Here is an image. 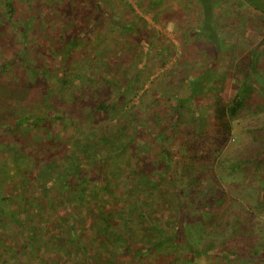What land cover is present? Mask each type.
Masks as SVG:
<instances>
[{"label": "trees", "instance_id": "trees-1", "mask_svg": "<svg viewBox=\"0 0 264 264\" xmlns=\"http://www.w3.org/2000/svg\"><path fill=\"white\" fill-rule=\"evenodd\" d=\"M39 1L0 0V264H264V247L241 246L249 221L237 220L264 212V118L260 133L244 131L248 153L220 158L249 110L264 114V0H176L179 10L137 0L179 20L192 2L198 23L186 39L212 55L202 72L179 77L187 96L177 89L166 107L164 88L150 98L160 114L148 123L138 115L149 93L143 59L152 51L169 59L177 46L142 34L129 0ZM239 20L260 33L246 72L205 111L192 108L218 88L209 84L235 49ZM113 26L141 36L143 64L133 74L121 68ZM129 91L139 101L128 109ZM256 93L263 97L254 101ZM124 111L133 114L130 130ZM220 166L246 179L247 194H229Z\"/></svg>", "mask_w": 264, "mask_h": 264}, {"label": "rangeland", "instance_id": "rangeland-1", "mask_svg": "<svg viewBox=\"0 0 264 264\" xmlns=\"http://www.w3.org/2000/svg\"><path fill=\"white\" fill-rule=\"evenodd\" d=\"M129 1L133 5V10L135 13L139 14L143 18V20L137 22V27H140L142 34H145L147 38L153 40L155 46L163 47L170 43V41L177 46L169 59H167L165 56H159L156 51H152L149 54L147 61L143 59L147 65L144 66L145 68L141 75L146 79L144 89L148 88L149 93L148 95H144L145 103L141 105L138 115L140 116L142 123H148V121L152 120L156 114H160L158 113V110L153 108V103L150 102V98L156 95L157 92H160L162 90L161 88H164L168 93H163L160 101H162L166 107V105L170 104L171 102V100H169V94H176L177 89L179 90L180 94L187 96L189 94L187 91L190 90L189 84L182 82L179 77L184 75L183 73L187 72L199 74L212 64V55L210 52H203L201 48H199L201 44H199L197 41L195 42L193 37H189L190 40L188 41L186 39L189 35L190 29L194 28L195 24L198 23V15H196L194 12V6L192 2L187 5L188 8L185 9L186 11L180 14L181 16H184L182 17L183 20H179L175 19V14L174 17H170L169 12L159 14L157 17H155V14L157 15V11H152L148 7H146V10L142 9L137 0ZM225 1L229 2V0ZM38 2L40 1L38 0ZM227 4L230 5V3ZM122 6L123 5L117 6L118 10L123 9ZM163 6L166 8H173L171 10H179L180 8V5H178L176 0H166ZM128 13L123 14L125 19L130 17L137 19L135 16H133V14L130 15L129 13L128 15ZM239 24L241 31L237 41H235L237 43L235 44V49L230 51L231 53L227 55L228 57L226 55L223 57V60L219 65V79L215 80L217 78L215 77V79L209 84L212 90L217 87L218 88L213 92H211V90L208 91L204 97L199 96L198 99L192 100V102H190V106H192V108H196V105H198L199 107L202 106V111H205L207 107V101L213 93L219 92L227 96L231 90H234V88L237 87V82H239V80L243 77L242 75L246 72L249 55L254 46L259 41L260 33H257L254 29L255 27H252L250 23H245V20H239L238 25ZM111 28L113 31V36L119 37V39L116 38V41L113 43L114 51L120 55L122 52L125 54L126 60L123 61L124 63L121 65V68L128 75L133 74L134 70L143 64L141 59H139L143 52L141 36H138L136 31H129V33L124 32L123 35H120L119 29L117 27L113 26ZM193 48L195 49L193 50ZM187 66H189V70L187 69ZM261 68L264 69V62L263 67ZM39 94V88L35 87L32 89L28 99L35 102L38 100ZM261 97H263L261 93H256L253 100H258ZM128 99L129 109L132 104L138 103L139 96L133 94V91H129ZM187 104L189 105V102H187ZM17 107L18 104L16 105V114L19 115L21 113V108ZM159 109H161V107ZM249 111L250 112L247 113L248 115L241 119V123L237 124V128L235 127L233 136L227 140L226 146L223 148L220 158L227 157L228 159H231L233 156L239 155L241 153L246 154L249 152L248 149L251 148L253 143L249 138H244V131L247 127H250L251 129L253 128L252 130H254L255 133H260L261 130L259 128L256 129V125L261 124V120L264 118V114L259 118L251 110ZM195 112H198V110L195 111V109H192L190 116L192 117ZM123 114L124 117H122V123L127 125L130 130L133 114L126 111H124ZM119 119L120 117L118 116L117 120ZM136 156L141 157V152L139 154L137 153ZM175 158L178 160V155L175 154ZM137 160L138 159L135 158L131 163H134ZM224 164L226 163L224 162ZM218 171L221 173L224 185L228 188L229 194L231 196H236V198H239L242 197L240 195L247 194L246 189L250 188L246 185V179L244 177L231 175L228 167L224 168L223 166H220ZM173 195L171 196L174 197ZM142 199L143 201L148 202L152 201L153 197L145 194ZM239 200H242V198ZM237 201L235 202V207L239 205ZM246 206H248L250 210L253 211V207H250L249 205ZM237 220L238 222H241V220L249 221L245 224V227H241V229H239L240 227L238 228L240 232L239 235L242 237V239H240L242 240L241 246L246 248V244H254L257 245L258 248L264 247V212L258 214L253 212L252 214H244L241 219ZM210 226L211 224L209 227ZM246 226L248 227L246 228ZM195 235L197 237L198 232ZM172 260L174 262L180 260L179 254H174V256L171 257V261ZM199 260L201 261V264H208V261H205V259L199 258Z\"/></svg>", "mask_w": 264, "mask_h": 264}]
</instances>
